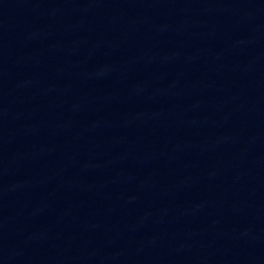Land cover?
<instances>
[{
    "label": "water",
    "instance_id": "obj_1",
    "mask_svg": "<svg viewBox=\"0 0 264 264\" xmlns=\"http://www.w3.org/2000/svg\"><path fill=\"white\" fill-rule=\"evenodd\" d=\"M0 264H264V0H0Z\"/></svg>",
    "mask_w": 264,
    "mask_h": 264
}]
</instances>
